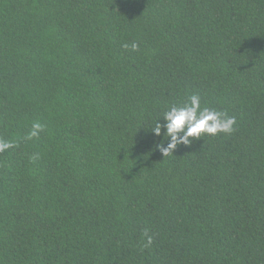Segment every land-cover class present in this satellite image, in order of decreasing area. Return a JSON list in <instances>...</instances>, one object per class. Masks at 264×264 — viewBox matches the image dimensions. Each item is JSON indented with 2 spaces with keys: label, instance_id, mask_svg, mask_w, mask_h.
Segmentation results:
<instances>
[{
  "label": "trees",
  "instance_id": "16d2710c",
  "mask_svg": "<svg viewBox=\"0 0 264 264\" xmlns=\"http://www.w3.org/2000/svg\"><path fill=\"white\" fill-rule=\"evenodd\" d=\"M0 142V264H264V0H0Z\"/></svg>",
  "mask_w": 264,
  "mask_h": 264
},
{
  "label": "clouds",
  "instance_id": "9594fccd",
  "mask_svg": "<svg viewBox=\"0 0 264 264\" xmlns=\"http://www.w3.org/2000/svg\"><path fill=\"white\" fill-rule=\"evenodd\" d=\"M161 117L163 122L159 119L150 130L160 137L163 129L162 142L157 147L164 156L173 153L178 145H190L202 134L214 136L218 133H230L236 123V118L226 112L210 107L202 108L201 97L196 93L188 96L184 103L168 107ZM40 127L39 124L34 125V129ZM35 134L33 131L32 135ZM163 141H167L166 146ZM11 146L8 142H0V151Z\"/></svg>",
  "mask_w": 264,
  "mask_h": 264
}]
</instances>
